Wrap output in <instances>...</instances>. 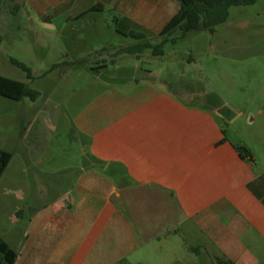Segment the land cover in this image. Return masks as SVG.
I'll list each match as a JSON object with an SVG mask.
<instances>
[{
  "label": "crops",
  "instance_id": "0c3cea01",
  "mask_svg": "<svg viewBox=\"0 0 264 264\" xmlns=\"http://www.w3.org/2000/svg\"><path fill=\"white\" fill-rule=\"evenodd\" d=\"M68 1L3 0L0 37L13 34L18 15L13 9L20 4L39 12ZM109 4L116 25H138L156 36L179 7L173 0ZM88 24L101 22L91 18ZM115 35L130 39L125 30ZM146 38L81 47L86 60L76 58L75 78L92 76H85L87 87L79 95L61 103L84 142L82 167L67 170L71 181L60 199L35 211L16 209L12 224L0 225V238L16 254L14 264H184V258L192 264H264V162L247 143L228 139L219 122L223 115L181 99L195 95L180 96L137 74L147 52L130 56L135 62L128 65H114L119 49ZM22 103L25 111L34 109L35 102ZM223 109L228 110L222 102L215 110ZM20 139L10 138V163L20 149L21 168L33 169L36 148ZM238 144L249 150L252 162L240 157ZM5 146L0 149L9 152ZM58 175L40 174L48 184ZM40 194L48 197L49 191ZM20 223L24 226L16 227Z\"/></svg>",
  "mask_w": 264,
  "mask_h": 264
},
{
  "label": "rangeland",
  "instance_id": "374dc122",
  "mask_svg": "<svg viewBox=\"0 0 264 264\" xmlns=\"http://www.w3.org/2000/svg\"><path fill=\"white\" fill-rule=\"evenodd\" d=\"M109 1L69 0L62 5L48 4L39 12L27 3L12 8L18 15L13 21V34L0 37V76L23 83L39 96L34 109L28 112L22 103L29 106L28 99L18 103L0 97V147L4 143L12 153L10 138H21V145L36 148L33 169L25 165L21 168L18 149L0 179V225L9 227L16 209L35 211L60 199L71 181L67 170L82 167L84 142L65 116L68 106L61 103L79 95L87 87L85 76H92L85 72L81 79L75 78L76 58H85L86 53L81 47L98 40L121 46L143 34L146 39L157 37L138 25H116L117 13ZM228 13L227 22L216 27L213 34L199 31L180 39L181 33L176 32L172 36L175 44L165 46L162 58H153L149 52L142 56L137 74L156 79L157 87L180 96L195 95L192 100L181 99L223 115L219 122L228 139L247 143L259 162H264V145L260 142L264 143V117L256 116L258 111L264 112V0L249 7L230 8ZM91 18L101 24H88ZM115 30H125L130 39L119 38ZM83 34L87 35L84 41L80 37ZM11 59L29 68L33 80H27L13 67ZM132 62L135 59L126 55L114 59L117 66ZM72 66L73 73L66 74ZM218 101L225 103L228 110H215ZM37 160L41 164H34ZM50 172L60 173L53 178V184L40 176ZM45 190L49 191L48 197L40 194ZM183 262L192 264L186 258ZM196 264L201 263L197 260Z\"/></svg>",
  "mask_w": 264,
  "mask_h": 264
},
{
  "label": "trees",
  "instance_id": "16d2710c",
  "mask_svg": "<svg viewBox=\"0 0 264 264\" xmlns=\"http://www.w3.org/2000/svg\"><path fill=\"white\" fill-rule=\"evenodd\" d=\"M3 0H0V3ZM178 3L177 13L167 22L159 32L156 41L146 39L130 46L119 49L116 53L129 56H139L149 52L153 58L164 56V48L168 44H175L176 39L172 36L180 32V39L191 33L207 31L209 34L215 32V28L227 22L229 9L234 7L253 6L257 0H176ZM84 15V14H83ZM82 15V16H83ZM10 64L26 75L27 80H33L31 70L23 64L11 59ZM39 94L27 88L21 82L0 76V97L13 102L28 99L35 102ZM210 98L211 95H208ZM219 107L222 102L218 101ZM235 150L240 157L249 162L253 161L252 155L245 147L236 145ZM12 153L0 149V179L7 166L11 162ZM16 254L0 238V264H14Z\"/></svg>",
  "mask_w": 264,
  "mask_h": 264
},
{
  "label": "water",
  "instance_id": "95a60500",
  "mask_svg": "<svg viewBox=\"0 0 264 264\" xmlns=\"http://www.w3.org/2000/svg\"><path fill=\"white\" fill-rule=\"evenodd\" d=\"M194 98H196V96H195ZM194 98H193V99H194Z\"/></svg>",
  "mask_w": 264,
  "mask_h": 264
}]
</instances>
